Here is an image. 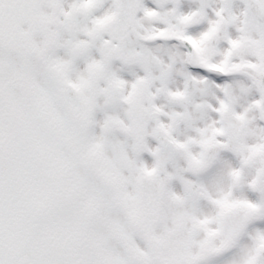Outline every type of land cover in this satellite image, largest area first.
I'll use <instances>...</instances> for the list:
<instances>
[{"label": "snow or ice", "instance_id": "1", "mask_svg": "<svg viewBox=\"0 0 264 264\" xmlns=\"http://www.w3.org/2000/svg\"><path fill=\"white\" fill-rule=\"evenodd\" d=\"M0 264H264V0H0Z\"/></svg>", "mask_w": 264, "mask_h": 264}]
</instances>
